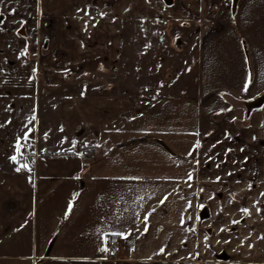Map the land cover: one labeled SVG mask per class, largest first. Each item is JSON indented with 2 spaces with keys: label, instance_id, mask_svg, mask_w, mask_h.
<instances>
[{
  "label": "crops",
  "instance_id": "1",
  "mask_svg": "<svg viewBox=\"0 0 264 264\" xmlns=\"http://www.w3.org/2000/svg\"><path fill=\"white\" fill-rule=\"evenodd\" d=\"M231 2L0 0V264H264V0ZM192 14L194 57L151 44Z\"/></svg>",
  "mask_w": 264,
  "mask_h": 264
},
{
  "label": "rangeland",
  "instance_id": "2",
  "mask_svg": "<svg viewBox=\"0 0 264 264\" xmlns=\"http://www.w3.org/2000/svg\"><path fill=\"white\" fill-rule=\"evenodd\" d=\"M161 8L163 7H166V5L162 2V5H160ZM91 16L89 18V23L90 22H93V16H94V13L91 11L89 13ZM180 16V17H179ZM178 17H173V18H168L165 19V17H159V18H156L154 19L155 22H156V25H155V28L158 24L162 25V26H165L166 24H168L166 26V29L167 31L163 32V28L162 27H157L158 29H155L154 31H151V32H148L149 34L154 35H158L160 33L161 35V38H163V42L161 43V51H167L168 49L170 50L168 52V54H172L175 56H178V59L179 58H183V57H194L195 56V50H194V41H195V37H196V33H197V30H195V25H194V22H196L194 20L195 17H198L199 15H195V14H192V15H179ZM196 19V18H195ZM169 21V22H168ZM197 21H198V18H197ZM168 22V23H167ZM203 22H207V20H203ZM198 23V22H197ZM17 25L13 26L9 31H7L9 37H12L13 39L15 40H19L20 42L23 41L24 44L22 45H25V42L23 40V37L20 36L18 33H17ZM127 33V35H129L130 31H125L124 34ZM6 34V33H5ZM143 36V35H141ZM152 36V38L154 40L151 41V44H154L155 45V41H156V46H157V39ZM129 37V36H128ZM158 37V36H157ZM168 37H169V41H168ZM48 39V38H47ZM47 39L43 36L41 37L40 39V43L38 42V44H35V46L33 47L32 44L27 40L28 44L25 45V53L27 54V56H29V59L32 61V62H38L42 57H43V54L46 53L44 50V43L47 42ZM143 39V38H142ZM141 42V43H140ZM121 43H122V49L124 51H127V49H130L131 47V44H130V41H129V38H126V37H122L121 39ZM139 45L141 46L142 44H145L143 40H139L138 41ZM43 45V46H42ZM168 45V47H167ZM138 47V48H141V47ZM157 49H159V46L156 47ZM144 50V48H143ZM142 50H140L141 52ZM145 51V50H144ZM160 51V49H159ZM172 55H169V57H171ZM172 62L173 60H177V57L176 59L173 58V56L171 57L170 59ZM146 62V63H145ZM145 62H139L137 66L140 67V72H139V75H140V79H151L153 78V76H149L147 75V73H145L144 71V68L146 66L147 61ZM162 65V64H161ZM150 66H152L150 64ZM174 66V64L172 65ZM122 67H123V64H122ZM194 67V65H192V68ZM124 72H126V76L127 77H130L131 75V70L129 68V64H124ZM172 70V74H174L177 70L176 68L171 69ZM163 72V71H162ZM165 72L167 73L166 75H168L169 73V70H165ZM178 73V72H177ZM129 81V80H128ZM1 115V113H0ZM13 118H17V116H13ZM19 118V116H18ZM28 121L25 122V123H34L35 121L37 122L39 120L38 118V114H33V111H32V115L30 118L27 119ZM2 121V120H1ZM35 122V123H36ZM33 139V135L31 134L29 137H27V139H22V141L24 143H28V146H27V149H29V143H31V140ZM30 140V141H29ZM222 258H225L224 255H221L220 258L218 259H222ZM113 260L115 261H118L119 260V256H117L116 259L112 258Z\"/></svg>",
  "mask_w": 264,
  "mask_h": 264
},
{
  "label": "built area",
  "instance_id": "3",
  "mask_svg": "<svg viewBox=\"0 0 264 264\" xmlns=\"http://www.w3.org/2000/svg\"><path fill=\"white\" fill-rule=\"evenodd\" d=\"M83 159L86 162L94 161L97 159V148L96 145H91L89 148H87L83 154H82ZM25 160V157L20 160L22 162ZM105 246H106V251L110 255V257L116 259L119 251H120V246H121V236L120 235H107L104 239Z\"/></svg>",
  "mask_w": 264,
  "mask_h": 264
},
{
  "label": "water",
  "instance_id": "4",
  "mask_svg": "<svg viewBox=\"0 0 264 264\" xmlns=\"http://www.w3.org/2000/svg\"><path fill=\"white\" fill-rule=\"evenodd\" d=\"M236 2L237 0H232L231 2V12L234 13L235 12V9H236ZM167 4H171L170 1H167ZM2 19V16H0V20ZM17 33L20 35V36H25V31H24V27H20L18 30H17Z\"/></svg>",
  "mask_w": 264,
  "mask_h": 264
},
{
  "label": "snow or ice",
  "instance_id": "5",
  "mask_svg": "<svg viewBox=\"0 0 264 264\" xmlns=\"http://www.w3.org/2000/svg\"><path fill=\"white\" fill-rule=\"evenodd\" d=\"M245 88H247V85H245ZM25 139H27V134H25ZM20 147H21V145H20V143H19V141H18V142H17V152H19ZM11 159H12L13 161H15V160H16V157L13 156ZM24 167H27V165H24ZM17 170L19 171V169H17ZM69 208H71V205L69 206ZM145 219H147V217H145Z\"/></svg>",
  "mask_w": 264,
  "mask_h": 264
}]
</instances>
